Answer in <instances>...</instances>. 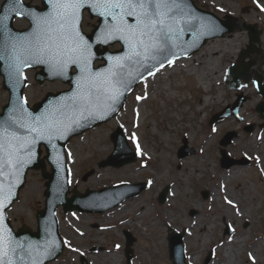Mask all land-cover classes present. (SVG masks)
<instances>
[{"label": "rangeland", "instance_id": "obj_1", "mask_svg": "<svg viewBox=\"0 0 264 264\" xmlns=\"http://www.w3.org/2000/svg\"><path fill=\"white\" fill-rule=\"evenodd\" d=\"M3 1L0 0V8ZM25 1L40 4V0ZM192 1L197 7L214 11L213 13L223 18L226 25L219 27L220 31L230 25L234 27L231 32L216 38L227 40L235 38V41L232 43L225 40L226 42L213 53L219 58L218 54L222 51H229L221 59L225 76L220 82V86L228 92L222 93L224 97L220 104L210 103V106H205L203 116L202 113H197L202 97L208 95L213 99L217 98L220 87L215 84L208 93L205 83L199 81L195 71H189L182 63L191 56H197L207 44L215 40V38L209 39L201 49L194 51L193 54L187 51L186 57L180 56L173 64L166 66L165 68L174 66L171 75L161 74L165 69L163 68L156 73L160 74L157 78L148 81L155 74L139 84L129 96L122 111L114 118L84 134L73 136L68 145L70 155L67 153L71 190L74 188L80 192L86 191V188L99 190L114 186L116 182L128 184L146 182L147 185L140 191V195L131 197L140 199L142 207L136 211L128 210L122 215L120 210L129 199L105 213L75 212L72 215L64 214L60 208L58 212L62 217L61 234L69 244L64 253L49 264H83V260L86 264H173L169 255L168 240L172 232L183 234L187 264H205L209 260L210 251H213V257L209 260V264L220 263L223 260L225 261L222 263L228 264L230 257L220 258L215 245L219 241L232 240L237 235H245L249 241L245 248L241 243L233 244L235 248H241L234 264H264V251L258 255L260 258L257 263L249 260L247 252L248 245L255 243L256 239L264 245V173L261 175L256 170L260 165V159L264 160V137L262 140L258 138L259 135L264 134V118L258 112V107L264 99L258 91L256 79L258 75H262L264 79V11L256 8L254 5L256 0ZM259 1L264 6V1ZM26 21L18 18L14 26L18 29H26L29 26ZM96 24L97 20L86 14L83 22L84 31L91 33ZM245 24L261 32L259 40L254 41L256 49L249 47L252 46L250 43L253 41L252 34ZM220 31H207L206 28L203 30L207 35L217 34ZM121 48L119 43L109 46L111 51ZM244 49L245 54H242ZM231 51H235V55H231ZM203 60L206 61V67L207 57ZM101 63L104 62L97 61L95 66ZM242 64L245 66V75L249 80L245 82L241 79V85L245 87H231L228 70L233 66L240 67ZM215 66L216 61L208 71L215 74ZM252 70L255 72L252 73ZM198 71L201 73L200 68ZM35 73V70H28L29 84L25 95L30 104L40 101L48 92L55 93L69 88V85L61 80L40 84L35 80ZM8 96V92L3 87V77L0 76V111L7 103ZM137 97L142 98L137 99ZM239 99L242 100V105L238 110L234 105ZM142 101L145 104H140ZM138 106H142V109L148 112L141 124L137 122ZM182 110H185L184 115L181 113ZM213 116H222V118L211 124L210 119ZM243 116L248 119L244 120ZM179 117L183 118L182 123H179L180 128L173 129L169 134L167 129L169 126L174 127ZM226 119H232L231 124L223 125L217 131L213 130L219 122ZM189 120L194 124L191 128L193 134L181 128ZM119 127L124 129L129 145L137 151L138 157L135 162L121 167H100L99 163L114 149L111 135ZM231 131L237 132V136L226 147L221 146V140ZM242 136L243 149L237 141ZM249 137H251L250 141L247 140ZM206 139H210V143H207ZM185 141H188V147L193 150L187 156L180 158L178 150ZM141 147L147 151V154L142 155ZM222 149H225L226 155L230 158L240 159L244 156L250 158L249 164L222 167ZM129 154L126 153L125 157H130ZM161 165L164 172L156 178L157 170ZM234 168H239L241 173L235 179L226 181L224 187L218 175L223 170L226 171L225 169ZM188 171L193 174L188 176ZM116 173L118 176L114 177ZM102 175V178L114 177L116 181H112L109 185L102 180ZM179 179H185L183 184L186 187L182 189L183 193L176 195L174 194L176 182ZM26 181V187L21 192L19 200L12 206L9 216L16 229L25 223L35 230L36 212L44 207L46 180L42 177L41 170H31ZM166 186L170 188L166 201L160 203V193ZM226 190L229 191L228 194L224 193ZM203 191L209 193L208 198L202 196ZM229 200L232 204L228 203ZM149 207L155 210L141 214L142 208ZM223 208H226L225 213ZM164 213L172 218L169 222L172 231L170 235L165 234L163 227L150 224L151 218L161 221L160 217L164 216ZM131 217H136L137 222L130 223ZM201 223L206 224L208 230L202 229ZM94 224L98 227H93ZM229 226L233 229L232 233L228 231ZM127 231L136 237L131 247L134 250L131 263H128L125 254ZM195 247L197 254L192 259L190 249ZM95 249L97 251H94Z\"/></svg>", "mask_w": 264, "mask_h": 264}, {"label": "snow or ice", "instance_id": "obj_2", "mask_svg": "<svg viewBox=\"0 0 264 264\" xmlns=\"http://www.w3.org/2000/svg\"><path fill=\"white\" fill-rule=\"evenodd\" d=\"M6 2L11 6L0 9V36L3 37L0 60L11 59L9 77L22 83V67L44 64L56 76H68L72 70L79 78L74 81L75 90L59 107L53 106L40 116L28 114L25 117L23 105L27 100L23 99V104L14 105L7 116H0V153L3 154L0 155V175L5 169L18 170L30 163L39 141H46L51 147L54 139L65 138L74 130L73 126L82 127L76 117L94 118L102 106L114 111L121 97L120 88L126 89L132 82L128 78L130 66L138 65L153 75V66H163L164 61L171 64L169 56L176 54L172 38L179 37L183 31L181 21L189 23L191 15L186 0H45L50 10L28 12L32 28L27 33L14 34L7 25L8 13L22 15L17 11V5L23 6L22 0ZM257 7L264 11V6L257 4ZM85 9L99 20L96 38L91 42L82 31ZM204 27L207 31L221 30L214 23ZM112 42H120L126 53L109 57L110 66L106 69H94L93 61L97 58L94 44ZM10 129H23L28 135L21 136L16 131L9 132ZM10 203L11 200L0 201V211ZM45 255L50 256L52 252L46 251ZM26 256L32 261L29 242L15 239L0 214V264H16L17 261L24 264Z\"/></svg>", "mask_w": 264, "mask_h": 264}, {"label": "water", "instance_id": "obj_3", "mask_svg": "<svg viewBox=\"0 0 264 264\" xmlns=\"http://www.w3.org/2000/svg\"><path fill=\"white\" fill-rule=\"evenodd\" d=\"M190 5L195 8V5L193 4V2H191L189 0ZM42 7H38V6H31L29 4H26L24 2V0H22V5H17V9L19 6L18 11L22 14H24L25 16H27V13L33 10H40V9H44L45 11L50 10V8H47L45 5V0H42ZM11 5L8 4L5 0V2L3 3V7H10ZM85 11H89L88 9H85L83 11V15ZM204 12V11H202ZM89 13L91 14L92 17H95V15L89 11ZM208 13L210 16H213L215 19H217L215 17V15H213L212 13L209 12H205ZM12 20L13 17H11L7 24H8V28L11 30L12 33L14 34H23V33H27L29 30L25 31H19L13 28L12 26ZM218 22H222L221 19H217ZM223 25H226V23H223ZM97 26V25H96ZM95 26V29L93 30V32L91 34H86V37L89 39V41H94L95 40V33L97 31V28ZM32 28V27H31ZM226 29H224L222 32L217 33V34H213V35H207L206 36H201L199 38V35L194 36L193 39H197L193 42V44L189 45L187 50L189 52V54H192L194 51L198 50L203 44H205L207 42V40L211 37H215L217 35H223L225 32L227 31H232L234 29L233 25L227 26L225 27ZM251 29V34H252V40H259V31L255 30L253 28V26L249 27ZM83 31V30H82ZM190 36L188 35H179V37L177 38L176 36H173L172 38V45L174 43H178L180 41H187V39ZM1 40H3V37L1 36ZM254 41V40H253ZM115 42H112L110 44H113ZM100 45L104 46V49L100 50ZM109 44H94L93 46V51L96 53V59L95 60H106L107 64L104 65L103 69H106V67L110 66V61L108 60L109 57H117L122 55L123 53H126V48L123 46L122 50L117 51V52H110L109 50H107V46ZM175 52V51H174ZM176 53V52H175ZM176 54L175 55H171L170 60L173 62L176 59ZM5 60H0V72L3 73L4 70V62ZM95 60L93 61V63L95 62ZM153 62L149 63L152 64ZM168 62L166 61L164 65H167ZM155 68H157L155 66ZM154 67L152 68V70L155 69ZM128 71H133L132 68L129 67ZM245 69H233L232 71V75L234 77V81L232 83V85H237L239 83L238 79L240 77H242L244 75ZM4 74V73H3ZM75 74H71L69 73L68 76L65 77H61V76H56L54 75V78H58L61 77L63 78L65 81H67L70 84H74V79L73 76ZM145 76H148L147 72H143V75H140V78L137 79L136 82H133L127 89L126 91H124V93L121 95L119 101L115 104V110H109V112H100L101 108L97 110V114L96 117L94 118H89L87 120H84L80 117H76L77 119H80L81 124L83 125L82 127H74V130L69 132L66 137L64 138V140H60V139H54V144L56 145V149L54 151V153H48L46 159H49V161L52 163V159L54 158H59L62 159V164L61 166H59L56 169H53L52 173L46 172V163L45 160L40 159V154H41V149L40 146L42 143L47 144L46 141H39L35 147L34 150V154L31 156V162L30 163H25L23 165V167L19 168L18 170L15 168H11V169H5V172L3 175H0V201L7 203L8 200H11V203L8 204V207L3 209L2 211H0V214L3 215L4 217V222L7 228H11L10 226V221L8 220L7 216H6V210L13 204V202L17 199L18 195H19V191L23 186L25 185V180H26V172L29 168H36V169H43V175L45 178H49L48 182H47V191H46V195L48 196V199L46 200V209L45 211H39L38 212V220H39V230L37 232H31L30 229H28L27 227L24 226V228L20 229L18 232H14L12 230L13 233V237L15 239H18L20 241H27L29 242L30 245V249L32 250V261H35V264H46L47 261L54 259L55 257H57L60 252H61V243H60V236L59 233L57 231V226L55 224L56 219H55V211L56 208L58 206L59 203L63 202L66 205V210L68 209H80L82 211L84 210H88V211H106L111 207L116 206L117 204H119L121 201H123L125 198L128 197V193L126 195H122L121 197H119L116 201H112L109 198L103 199L102 201H90V197L93 194H100L101 192H96L93 193L92 191H88L86 192V194H79L76 193L71 199H69V201L65 198L67 192H68V183H67V172L65 170L66 168V163H65V155H64V147L65 144L69 141V139L73 136V135H77L81 132H84L85 130L94 127L96 125L101 124L102 122L108 120L110 117H112L115 112H118L119 109L121 108V106L125 103L126 97L132 92V90L134 89L136 83L140 80H142V78H144ZM37 78L43 82L46 78H50L48 75L45 74V72L43 71L42 73L37 75ZM130 79V76L128 77ZM131 80V79H130ZM247 80V79H246ZM26 86V81L22 80V83H19L18 85V89L16 91H13L11 94V100L9 105L5 106L3 113L0 114V116H6L9 113L8 108L12 109V107L14 105H20L23 104V88ZM5 87L8 89V87H10L9 85L7 86V84L5 83ZM11 88V87H10ZM73 90V89H72ZM69 91L70 92H72ZM260 92L261 94L264 96V84L260 85ZM63 93H58V94H50L48 95L42 102H40V104H36L33 108H30V106H28V104H24L23 108H24V113L23 115L25 117H27L28 114H31L32 116H40L41 113H44L46 110L48 109H52L53 106L59 107L61 106L64 101L63 99H60L56 104H53L54 101H56L57 99L60 98V96H62ZM244 100V99H243ZM242 101H239L238 103L235 104L236 108H239L241 105ZM259 111L262 112L263 116H264V102L263 104H261L258 107ZM106 117V118H104ZM219 118V116L217 117ZM215 119L212 120V122ZM12 131H16L17 134L24 136L25 134H23L24 132L23 129H19L18 130H14V129H10L9 132ZM236 134L235 133H228L224 139H222V144L223 145H228L234 138ZM113 139L115 141V145H116V149L114 151V153L112 154V156L107 160L104 161L102 163V165L106 166L109 164L112 165H116V166H120L123 165L125 163L128 164V162H132L136 159L135 155L133 154L132 158H123V151L122 148L123 146H127L126 144V139L123 136V133L121 130H118L115 132ZM186 145L184 147H182L180 149V157H184L185 155L188 154V148H187V142H185ZM48 145V144H47ZM48 151H49V147H48ZM224 157L222 159V165L225 167H230L232 165V163H238L240 161H235L232 159H229L226 155L225 152L223 153ZM0 155H3L2 153H0ZM25 160H27V156L24 157ZM55 168V167H54ZM57 182H62V185L60 187V185L55 186L57 184ZM127 185V184H126ZM145 186V184H137V185H133L132 187H135V191L133 193H131V195H136L138 193H140V191L143 189V187ZM56 188L57 190L61 188V192L60 195L63 197L58 203L55 201V198L51 197V191ZM112 190V189H110ZM168 192V188H166L162 195H161V201L165 200V197L167 195ZM10 193V194H9ZM204 197L206 198L208 196L207 193H203ZM47 217L50 218L52 225L50 224V221L47 219ZM53 228V232H51V234L49 236H47L48 234L46 232H48L49 229ZM134 238L129 237V241H128V246H131V244L134 242ZM54 249V251H53ZM47 252H52V255L48 256L45 255V253ZM170 253H171V257L174 259V264H185L184 263V255H183V243L181 240L180 236H174L173 238H171V248H170ZM131 257H129L130 259ZM32 261H30L28 259V257H25V262L24 264H32ZM16 264H19V261L16 262Z\"/></svg>", "mask_w": 264, "mask_h": 264}, {"label": "bare ground", "instance_id": "obj_4", "mask_svg": "<svg viewBox=\"0 0 264 264\" xmlns=\"http://www.w3.org/2000/svg\"><path fill=\"white\" fill-rule=\"evenodd\" d=\"M257 4H260L261 6H263L262 3L259 0H256L254 2V5L257 6ZM225 40L228 41V42L231 41L233 43L235 41V38L233 40H229V39L227 40V39H223V38L222 39L215 38V40H212L209 44H207V46H205L203 48L204 50L203 51L201 50L197 54V56H191V57L185 59L184 62L182 63V64H185L184 66L189 71H192V72L195 71V73L198 76L199 81L201 83H205L206 91L208 93H209L211 87L214 86L215 84L220 87L219 91H217V98L213 99V97H209L208 95H205L204 97H202L201 102L198 105L199 108L197 107V113H199V112L202 113V116H203V110H204L203 108L205 106H208V105L210 106V103L220 104L222 99H223V97H224L223 94L228 92L227 89H225V88L220 86V82L224 79V76H225L223 74L224 66L221 63L222 62L221 59H223L225 54L229 53V51L228 52L227 51H222L220 54H218L219 58H217L215 55H213V53H215L214 51L218 47H220L224 42H226ZM253 40L256 41L255 39H253ZM254 41H253V43H254ZM230 50H232V49H230ZM230 54L231 55H235V51H231ZM204 57H207V65H206V67H205V62L206 61L203 60ZM215 61H216L215 74H212V72L210 73L208 71V69L212 66V64ZM178 65H180V63H178ZM173 67L174 66H172L171 68H165L161 72V74L162 73H165V74L168 73L169 75H171L173 73V70H172ZM199 68L201 69V73L198 71ZM202 68H204V69L202 70ZM254 72L255 71L252 70V73H254ZM159 75L160 74H156L155 76H153L151 78L150 77H148L147 79L145 78V80H148L150 78L148 81L151 82L153 79L157 78V76H159ZM210 75H212V76H210ZM170 94H172V93H170ZM140 104L143 105V104H145V102L142 101V103H140ZM183 111H185V110L181 111L182 115H184ZM136 112H138L137 122L141 124L142 121L145 120L148 112L144 111V109H142V106H138ZM243 117H244V120L248 119V117H245V116H243ZM182 121H183V118L179 117L178 121H176V124L174 125V127H170L169 126V128L167 129V132L170 134L173 129L175 130L177 128H180L181 124H179V123H182ZM242 121H243V118H242ZM231 122H232V119L223 120V121L219 122L218 125H216V127L214 129H215V131H217L219 129V127L221 128V127H223V125L225 126V125L231 124ZM183 126L184 127H181V128H184V130L187 129L188 130L187 132L189 134H191V133L193 134L191 128L194 127V124L190 120H189V122L187 124H184ZM263 137H264V134L263 135L261 134V135L258 136L259 140H262ZM247 140L250 141L251 137H249ZM209 141H210V139H206L207 143H210ZM237 141L239 142L240 147L243 149V136L240 137V139H238ZM249 143H252V142H249ZM80 144H81V141H80ZM141 152H142V155L147 154V151L144 148H142V147H141ZM69 154H70V152H69ZM72 155H74V154H72ZM225 170L226 171L223 170V172H220V174L218 175L219 179H220V182L222 184H224V187L226 186V183H227L226 181H228L229 179H231V180L235 179L241 173L239 168H234L233 170L232 169H230V170L229 169H225ZM256 170H259L261 173H264V160L260 161V166ZM163 172H164V168L161 165L158 168V170H157L156 178H158V176L162 175ZM119 174L123 175L122 173H119ZM191 174H193V173L191 171H188V176L191 175ZM114 175H115L114 177H117L118 173H116ZM102 177H103V175L101 176V178ZM114 177H112V178L106 177V178H102V180L106 181V183L110 185V183L112 184V181H114V182L116 181V179H113ZM184 180L179 179L176 182V189H175V193L174 194L177 195V194L183 193L182 189L186 187V185L183 184ZM215 193L217 194L218 192L216 191ZM224 193L228 194L229 191L226 190V192H224ZM140 207H142V202H141L140 199H132V198L130 199L129 198V200L125 201L122 209L120 210V214L122 215V214L126 213L128 210H135L136 211L137 209H140ZM142 210L143 211L141 212V214L148 213V212L153 211L155 209L152 208V207H149V208H142ZM223 211L225 213L226 212V208H223ZM137 220L138 219L136 217H131L130 218V223L131 222L136 223ZM160 220L161 221L151 218V220H150L151 226L153 225V226H156V227H163L165 229V232H166L165 234L170 235L171 226H169V222L172 221V218L169 215L164 213V216L160 217ZM200 226H201L202 229L208 230V227L206 226V224L202 225V223H201ZM204 241H206L205 237H204ZM248 241H249V239L245 235H239V236L237 235L232 240L226 239L224 241L217 242L216 245H215V249H216L217 252H219L220 258L228 259V257H230L229 258L230 261L228 259V264H234L235 260L237 259L239 250L241 248L238 247V249H237V248L234 247L233 244H237L238 245V244L241 243L243 245V247L245 248V246H247ZM257 246H258V249H256ZM263 251H264V245L262 243H260L259 239H256L255 243H252V244H250V246L248 245V247H247V252L249 254V260H253L254 262H258V260L260 258V256H258V255L261 254ZM190 254H191V258L194 259L195 258L194 256L197 254L196 247L190 249ZM228 254L230 256H227ZM224 261L225 260H223L222 262H224ZM222 262H220V263H216L215 262L214 264H224Z\"/></svg>", "mask_w": 264, "mask_h": 264}]
</instances>
